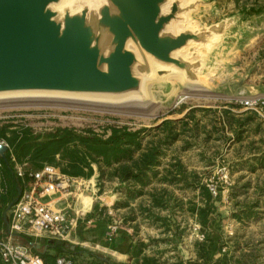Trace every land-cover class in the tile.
Returning a JSON list of instances; mask_svg holds the SVG:
<instances>
[{"label": "rangeland", "instance_id": "374dc122", "mask_svg": "<svg viewBox=\"0 0 264 264\" xmlns=\"http://www.w3.org/2000/svg\"><path fill=\"white\" fill-rule=\"evenodd\" d=\"M191 3L196 4V8L190 13V18L199 27H208L230 17L234 21L231 23L233 27L225 33L226 37L222 36L216 45L211 48L198 46L200 55L196 60L202 62L198 81L188 82L184 77H174L178 73L174 71L160 75L159 69L168 68L156 63L147 81L146 92L139 97L120 101L57 97L0 99V124L28 125L37 133L61 126L92 127L99 133L108 134L113 125L150 129L149 134H145L147 143L157 133L152 130L154 127L166 119L177 121L175 131L179 136L162 146L164 156L158 168L159 174L146 188L145 194L128 200L125 189H119V182L110 180L106 190H113L118 200L110 207L111 212L108 213L107 208V213L97 218L103 219L106 226L115 221L121 227L131 229L130 236L136 239L135 242L147 244L146 250L149 246L156 249L157 253L153 255L180 256L179 260L185 262L179 247L187 245L189 254L195 253L197 264H202L198 257V243L205 239L199 240L192 234L194 226L199 223L196 208L204 206L205 199L199 189L187 184L193 181L195 174L205 185L215 183L218 190V195L209 190L217 198L214 202L216 210L204 232L217 242L212 250L215 256L211 258L217 260L227 255V264H264V169L252 165L238 166L232 162L236 154L257 152L260 144L264 143V109L257 112L243 104L245 99L253 95L263 96L264 93V87L260 85L264 79V60L259 58L264 49V29L262 18L254 17L264 12V0H192ZM232 41L236 42L235 45ZM242 80L243 85L231 87L232 83ZM255 82L258 86L254 85ZM224 106L235 109L233 114L242 115L241 119L236 116L242 126L234 116L230 119L240 133L235 137L241 138L234 143L233 150L229 138L234 132L224 135L219 124L217 110H228ZM188 108L190 110L186 111ZM249 111L254 112L245 114ZM186 115L188 118L182 120ZM223 115L221 123L223 119L226 121ZM160 137L164 138V134L160 133ZM177 161L184 167L185 175L179 174L180 178L176 179L180 180L175 182L163 179L166 169ZM223 169L229 173L228 183L222 178ZM104 181L98 185L100 190L94 195L97 198L94 205L103 208L101 204L105 194L101 198L99 196L104 191ZM88 193L85 195H90ZM154 198L158 200L157 205ZM225 205L227 207L223 209ZM193 207L195 210L192 211ZM162 218L169 219L179 236L167 230ZM238 221L241 222L239 228L236 226ZM257 222L259 226H250ZM29 238L18 236L17 241L33 253L34 247L41 251L42 247L32 246ZM81 247L91 251L88 247ZM87 256L85 253L74 258L77 264L94 261Z\"/></svg>", "mask_w": 264, "mask_h": 264}, {"label": "water", "instance_id": "95a60500", "mask_svg": "<svg viewBox=\"0 0 264 264\" xmlns=\"http://www.w3.org/2000/svg\"><path fill=\"white\" fill-rule=\"evenodd\" d=\"M60 1L0 0V92L43 90L61 94L23 97L120 101L146 92L156 63L168 68L159 69L160 75L178 72L196 82L202 63L196 60L198 46L216 45L234 22L230 17L197 26L190 18L192 0H103L93 27L87 20L89 0L79 9L62 0L57 19L49 5ZM7 149L0 144V156Z\"/></svg>", "mask_w": 264, "mask_h": 264}, {"label": "trees", "instance_id": "16d2710c", "mask_svg": "<svg viewBox=\"0 0 264 264\" xmlns=\"http://www.w3.org/2000/svg\"><path fill=\"white\" fill-rule=\"evenodd\" d=\"M260 59L264 60V49L260 52ZM226 117V124L230 127L233 122L231 118L239 122V119L231 111H223ZM191 116V113H188ZM188 115L182 120H186ZM234 116V117H233ZM175 120H164L161 125L152 130L157 131L155 137L145 143V134L150 129H130L126 126L113 125L109 128L110 133H99L92 127L77 128L61 126L51 131L37 133L28 125L0 124V140L6 141L8 149L4 156H1L0 164V240L8 233L11 222L12 207L18 202L28 179L19 177L16 173V164L25 165L27 169H41L45 165H53L68 175L88 179L92 177L97 167L101 183L103 180H117L119 189H125L128 200L135 199L145 194L146 188L151 184L158 174V168L162 165L164 156L163 145L170 143L179 136L175 131ZM188 124V123H187ZM159 131V133H158ZM238 136L239 132L236 131ZM164 134V138L160 137ZM15 158V161L13 160ZM166 169L163 179L176 181L185 175V169L180 161L170 165ZM175 169V170H174ZM188 185L199 189L205 199L204 206L196 208L199 215V223L207 229L211 223V214L216 210L215 200L207 185L203 184L194 174L193 181ZM151 196H154L153 194ZM154 204H158L154 198ZM195 207L192 208V211ZM105 207L94 205L93 211L78 221V232L80 239L85 240L83 228L86 222L92 218L102 216ZM168 231L174 236H179L177 229L170 224L169 219L162 218ZM29 243H34V238H29ZM48 248L58 251V254L42 253L34 247V253L40 254L46 261L45 264H56L59 256L74 257L84 256L93 259L90 264H115L110 258L101 253H93L83 249L80 245L69 244L63 241L62 244L55 242L44 243ZM147 244L132 239L128 244V251L135 259V264H184L181 260L175 262H162L157 255L144 254ZM216 242L210 235H206L203 242L198 243V257L202 264H227L228 257L213 260L212 250ZM220 250V248H219ZM68 253V254H67ZM0 264H4L0 256Z\"/></svg>", "mask_w": 264, "mask_h": 264}, {"label": "built area", "instance_id": "2783aa9c", "mask_svg": "<svg viewBox=\"0 0 264 264\" xmlns=\"http://www.w3.org/2000/svg\"><path fill=\"white\" fill-rule=\"evenodd\" d=\"M243 104L257 112L264 109V99L262 98H247ZM0 144L8 146L4 140L0 141ZM13 160L15 161V158ZM16 173L19 177L28 179L29 182L25 185L18 202L12 207L8 233L0 240V256L4 264H45V260L40 254L31 252L27 246L17 241V237L68 239L77 221L73 215L71 218V205L67 208L56 209L43 202L42 199L56 192L76 198V193L81 188L92 185L93 180L65 174L60 168L53 165H45L41 169H27L25 165L16 164ZM222 178L228 183L229 173L226 169L222 171ZM207 186L214 195H218L215 183L207 184ZM119 226V223L115 221L109 224L108 235L110 238L114 237ZM201 229L199 224L194 226L197 238L204 240L206 235ZM230 234L233 233L230 232ZM56 264H77V262L66 255L59 256Z\"/></svg>", "mask_w": 264, "mask_h": 264}, {"label": "crops", "instance_id": "0c3cea01", "mask_svg": "<svg viewBox=\"0 0 264 264\" xmlns=\"http://www.w3.org/2000/svg\"><path fill=\"white\" fill-rule=\"evenodd\" d=\"M254 17L262 18L261 24H263V29H264V12L262 11L259 15H256ZM225 37H226V35H225ZM224 42H228V40H224ZM231 43L234 44L236 42L232 41ZM261 76H263V75H261ZM259 84H260V82H259ZM254 85L258 86L257 82H255ZM260 85L264 87V79ZM253 97L264 99V93H263V96L253 95ZM223 108H227L228 111H231L232 113L236 112L235 109H232V108L227 107V106H224ZM189 110H190V108L186 109V111H189ZM223 111H225V110H221V109L217 110V112H218L217 114H218V117L220 119L219 124L221 125L220 127H221V130L223 131V132L222 131H220V132H222L224 135L228 134V132H234V133H232L233 137L229 138L230 144H233L231 146V150H233V149H235V146H236V144H234V143H236V141L238 142V140H240L241 138L237 139L235 137V135L238 136V134L236 132L237 128H235L234 126H231V127L228 126L224 119L221 123L222 118H224V115H223L224 112ZM253 112L254 111H249V112H246L245 114H249V113L252 114ZM235 116H238V118H240L242 115H235ZM263 138H264V135H263ZM260 146L261 147L258 149L257 152L256 151H253V152L248 151L245 153L236 154V157L235 156L233 157L232 162H234L238 166L239 165H252L255 167H261V168L263 167V169H264V143L260 144ZM250 172H252V169H250ZM88 179H92L95 182L92 183V185H90L89 187L83 188L81 190V192L76 193L75 203H73V201H74L73 196L71 197V196H68L67 194L60 193V192H56L54 194L47 195L44 197V198L52 197L50 200H46L44 202L47 204H50L53 208H56V209L67 208L69 205H71V218H72V215L74 218H77V221L75 222L74 230L70 233V236L68 237V239L63 240V241H66L71 245L74 244V245H80L83 247H88L93 252L102 253V254H104L105 257L110 258L115 264H135L134 257L128 251V244L131 241V239L134 242L136 241V239L133 236L132 237L130 236L131 229L127 230L125 227L119 226L114 237L110 238L108 235V226H106V222L103 221V219H99L96 217V218H92L86 222V224L83 228V235L85 236V240L80 239V236H79L80 233L78 232V221L80 219L84 220L85 217L87 216V214H89L93 211L94 202H95V200H97V198L94 195H96L97 190H98V192L100 190V188L98 187V185L101 184L100 174H99L97 167H95V171H94V174L92 175V177H90ZM108 184H109L108 181H106V182L104 181V191L99 196V198H101L105 194L104 199H103L104 203L101 204L102 206L106 207L105 213H107L108 210H109L108 213L111 212L110 207L112 205H114L115 202L118 200V198L116 197L117 196L116 193L112 192L113 190H111V189L106 190V188L108 187L107 186ZM85 192H89L90 195H85ZM81 196H82V199H81ZM57 204H59V205H57ZM226 207L227 206L225 205L222 208L225 209ZM77 208H78V211H77V213H75L74 211L77 210ZM107 208H108V210H107ZM234 211L236 212L237 208ZM234 211H232V212H234ZM78 212H82V215H78ZM241 220H243V219H241ZM197 224H199V223H197ZM240 224H241V222H239V221L236 222V226H238V228H239ZM259 225H260V223L257 222L255 224L252 223L250 226L254 227V226H259ZM201 230L203 232H206V230L203 227ZM192 236L194 238H196L197 233H195L193 231ZM47 240L49 242H51V239L47 238ZM31 245L32 246H36V245L41 246L42 247V250H41L42 253H45V252H49L50 254H58L59 253L58 251H56L52 248H48L46 245H44V243L41 242L40 239L35 240V238H34V243ZM216 245H217V242H216ZM186 247H187V245L185 246V248L183 246L179 247V249H182L180 255L181 256L184 255L183 258L186 260L184 263H186V264H197L196 254L192 253V256H191L189 254V249L186 250ZM155 253H157L156 249L154 250L150 246L147 250L146 249L144 250V254H147V255L152 256ZM169 253L172 254V252H169ZM214 254L215 253L213 252L212 255H214ZM217 256H220V253H218ZM179 257L178 256H169V254H163L160 257V260L162 262H165V261L175 262V261L179 260ZM106 264H108V263H106Z\"/></svg>", "mask_w": 264, "mask_h": 264}, {"label": "bare ground", "instance_id": "6f19581e", "mask_svg": "<svg viewBox=\"0 0 264 264\" xmlns=\"http://www.w3.org/2000/svg\"><path fill=\"white\" fill-rule=\"evenodd\" d=\"M73 3L75 4V7H77L78 9L82 3V0H72ZM103 3V0H89V13H88V17H87V20L89 22L90 25H92L93 27H95V24H96V16H97V11H98V7ZM63 7H64V4L62 3V0L58 3H51L49 5V8L52 10V11H55L56 12V16L55 18L58 19V17L61 16V13H62V10H63ZM77 9V10H78ZM174 77H183L182 74H177V75H174ZM144 89L146 91L147 89V83L144 85ZM176 92V91H175ZM33 93H39V94H47V93H51V94H54V93H58V94H61L59 92H56V91H34V90H16V91H3V92H0V99L2 98H10V97H23L25 94H33Z\"/></svg>", "mask_w": 264, "mask_h": 264}]
</instances>
